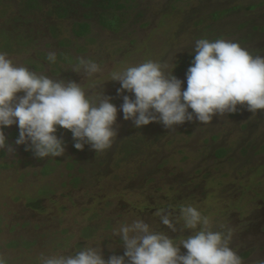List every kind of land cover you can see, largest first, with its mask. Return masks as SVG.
<instances>
[{
	"label": "rangeland",
	"instance_id": "1",
	"mask_svg": "<svg viewBox=\"0 0 264 264\" xmlns=\"http://www.w3.org/2000/svg\"><path fill=\"white\" fill-rule=\"evenodd\" d=\"M88 1L65 0L67 13L58 17L59 0H38L34 7L27 4L32 0H0V35L11 39L0 52L37 73L81 83L94 100L110 96L118 109L123 98L119 82L111 81L113 72L152 60L166 72L174 70L186 87L191 62L180 68L178 58L194 57L198 39L231 40L264 56V0H117L119 8ZM101 13L124 20L107 21L109 27ZM80 20L89 22L86 34L73 31ZM49 52L56 53V63L47 61ZM81 57L99 64L101 72L90 77L73 71ZM238 109L210 124L193 120L173 131L158 122L137 129L118 112L110 149L77 150L71 132L58 128L65 155L43 160L15 145L16 125L5 128L15 153L0 150V257L6 264H40L41 256L70 255L87 243L100 244L105 259L123 255L113 231L137 217L179 242L191 231L172 232L154 213L191 204L217 230L231 229L244 264H262L264 110ZM128 136L133 154L125 157L121 141ZM218 148L222 157L214 155ZM186 251L181 246V254Z\"/></svg>",
	"mask_w": 264,
	"mask_h": 264
},
{
	"label": "clouds",
	"instance_id": "2",
	"mask_svg": "<svg viewBox=\"0 0 264 264\" xmlns=\"http://www.w3.org/2000/svg\"><path fill=\"white\" fill-rule=\"evenodd\" d=\"M193 51L186 87L174 70L166 72L164 65L152 60L113 72L111 81L119 82L117 94L123 98L119 109L110 96L102 93L94 100L81 83L37 73L0 52V150L15 153L4 131L13 125L19 129L15 145L43 160L65 155L58 128L71 132L77 150L85 145L96 153L110 149L117 137L118 112L137 129L158 122L173 131L193 120L210 124L215 116L236 113L238 106L253 114L264 110V56L227 39H198ZM46 59L56 63V53L49 52ZM78 69L90 77L101 72L99 64L83 57L73 71L79 73ZM154 217L172 232L190 230L191 235L177 242L137 217L113 231L123 255L105 259L100 244L87 243L70 255L41 256L40 264H244L232 244L231 229L217 230L196 206L159 208ZM181 246L186 253L181 254ZM0 264H6L2 257Z\"/></svg>",
	"mask_w": 264,
	"mask_h": 264
},
{
	"label": "trees",
	"instance_id": "3",
	"mask_svg": "<svg viewBox=\"0 0 264 264\" xmlns=\"http://www.w3.org/2000/svg\"><path fill=\"white\" fill-rule=\"evenodd\" d=\"M35 1L36 2H34L32 0L33 3L28 2L27 3L28 6L29 7L36 6L37 3H38V0H35ZM64 1L65 0H59V2L57 3V8H55V15L58 16V17H60V16L64 15L65 13H67L66 7H64L63 5H61V3L64 4ZM103 1H106L107 4L101 6V8H104L106 6H108L110 8H119V7H122L123 6L122 4L117 3L118 2L117 0H103ZM91 2H92V0H91ZM91 2L88 1L86 4L85 3L84 4L85 5H89ZM83 17L86 18L87 15H84ZM100 19H101V21H102L101 23L103 25H107L109 27H110V24H107V21L116 20V21H120L121 22V21L124 20V19L121 20L120 17L117 16V15H112L110 18H105L103 13L100 14ZM74 24H75V29L73 30L74 33H76L78 35H82V34H86L87 33L88 28H89V22L88 21H82V20H80V21H76ZM0 37H1V40H2V43L0 44V48L9 49L10 40H11L10 37L8 35H3V36L0 35ZM193 59H194V57L191 56V55H187V57H184V56L183 57L182 56L179 57L178 58V61L180 62V68H183L189 62H192ZM236 113H234V114H236ZM124 139H126V143H123L121 141V144H122L121 145V151L125 154V157L131 156L133 154L132 153V151H133V145H132V142H131V136H128V137H126ZM118 144L120 145V143H118ZM214 155L217 156V157H222L224 155V153L222 152V148L216 149L215 152H214ZM106 158H107L106 161L107 160L108 161L110 160V158H111L110 157V153H109V155H107ZM119 161L120 160L118 159V160H115L114 162L119 163ZM77 180H78V177H76V181Z\"/></svg>",
	"mask_w": 264,
	"mask_h": 264
},
{
	"label": "flooded vegetation",
	"instance_id": "4",
	"mask_svg": "<svg viewBox=\"0 0 264 264\" xmlns=\"http://www.w3.org/2000/svg\"><path fill=\"white\" fill-rule=\"evenodd\" d=\"M2 153H3V151H2Z\"/></svg>",
	"mask_w": 264,
	"mask_h": 264
}]
</instances>
